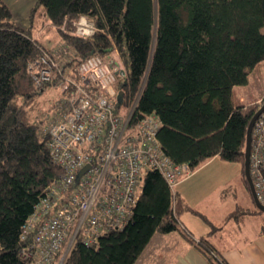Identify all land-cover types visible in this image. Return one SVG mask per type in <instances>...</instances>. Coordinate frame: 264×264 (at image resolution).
Listing matches in <instances>:
<instances>
[{
  "label": "trees",
  "instance_id": "obj_1",
  "mask_svg": "<svg viewBox=\"0 0 264 264\" xmlns=\"http://www.w3.org/2000/svg\"><path fill=\"white\" fill-rule=\"evenodd\" d=\"M80 17L94 26L87 38L74 34ZM45 23L74 51L72 65L92 56L109 62L116 77L114 112L135 101L130 125L156 119L164 157L191 172L212 158L236 163L248 187L246 132L264 97L242 104L233 89L246 85L264 63V0H35L27 29L16 26L0 0V264H29L20 254L31 242L30 235L20 239L23 227L63 174L44 134L45 117L62 94L52 83L35 87L28 69L47 50L32 33ZM49 88L58 94L38 110L36 96ZM186 209L158 171L146 170L126 224L104 233L96 245L77 237L61 264H135L155 233L171 232L182 234L210 264H227L205 238L195 243L180 227ZM249 216L264 238V213L255 205L236 207L224 221L241 223Z\"/></svg>",
  "mask_w": 264,
  "mask_h": 264
},
{
  "label": "built area",
  "instance_id": "obj_2",
  "mask_svg": "<svg viewBox=\"0 0 264 264\" xmlns=\"http://www.w3.org/2000/svg\"><path fill=\"white\" fill-rule=\"evenodd\" d=\"M73 25L77 36L94 33L85 17ZM73 54L60 43L53 51L40 50L28 66L35 87L52 83L62 94L45 117L44 134L52 160L63 170L23 227L20 239L30 235L31 242L20 254L29 264H52L66 242L62 256L77 237L91 246L104 233L121 229L138 201L146 170L158 171L172 195L191 174L186 165H176L160 152L156 119L129 124L135 101L114 112L116 77L109 62L92 56L72 65ZM249 174L255 197L264 206V110L251 131Z\"/></svg>",
  "mask_w": 264,
  "mask_h": 264
},
{
  "label": "crops",
  "instance_id": "obj_3",
  "mask_svg": "<svg viewBox=\"0 0 264 264\" xmlns=\"http://www.w3.org/2000/svg\"><path fill=\"white\" fill-rule=\"evenodd\" d=\"M2 1L8 7L5 2L6 0ZM34 3L35 0H33L32 6L34 5ZM32 6L30 7V9L32 8ZM8 9L10 10L9 7ZM10 12L13 16V12L11 10ZM19 12H21V10L17 9L16 13ZM29 13L27 15V21H25L22 25L16 22V26L22 29H27L29 26ZM40 29L41 28H39L33 33V37H35L37 40V36L40 34ZM58 41L59 39L56 40L54 44L55 46L58 45ZM214 159L216 158H212L211 160L206 161L196 170L191 172L188 177L183 178L179 181L176 187V192L188 207V209H186L179 215V222L184 227V229L188 233H190L191 237L194 240L205 238L217 250V252L219 253L218 257L224 260L227 264H264V238H262L258 234L259 224L257 223L256 225H253V219L250 216L247 217L244 222L241 223H236L233 221H224L225 217L238 206L243 207L245 209H252L254 207V202L251 193L242 179L241 168L238 164L232 163L237 165V167L234 165L232 167L235 168L234 173L241 177V181L243 182V196L246 202L245 204L234 203V208L231 211L225 212L224 210L221 216V222L218 223L217 226L211 223L210 219H208L206 215H204L199 209L196 208V206H194V200L196 199L191 196L193 190H190L189 188L184 186V184L189 179H191L197 172H200L199 176H201L205 170L211 171V168L208 169L207 165ZM206 175L207 173H205L204 176L201 177H205ZM215 175L218 174L216 172L211 171L205 177V180L214 178ZM227 176L230 177V173L224 172L223 177ZM229 183V180L221 182V186H223V188L222 191L218 193V197L216 199L217 201L211 199L213 197L205 195V198H210L208 203L209 205L213 206L216 211L220 210L218 204H220L222 202V198L225 197L223 195L224 192H227V190L231 189V184ZM200 195L201 196L195 198H198V200L203 199L204 195L202 196L201 193ZM221 224L222 226H218ZM214 228L220 229H216L215 231L211 232L212 229L214 230ZM246 228L253 230V232L251 233L250 231L246 230ZM156 234L161 233H155L152 236L150 242H152L155 236H157ZM163 235L172 236L169 246H159L160 241H158L155 245L156 249H150L147 248L149 246L148 244L141 253L138 260L135 262V264H149V260L150 264H210L203 256V254L179 232H171ZM145 252H147V254L149 255H152L150 259H146L145 257H143V254Z\"/></svg>",
  "mask_w": 264,
  "mask_h": 264
},
{
  "label": "rangeland",
  "instance_id": "obj_4",
  "mask_svg": "<svg viewBox=\"0 0 264 264\" xmlns=\"http://www.w3.org/2000/svg\"><path fill=\"white\" fill-rule=\"evenodd\" d=\"M5 2L10 8V10L13 12V19L15 24L17 22L18 24L22 25L25 21H27V15L29 13L30 7L33 4V0H6ZM17 9H20L21 12L16 13ZM62 27L63 26H61V28ZM39 28L41 29H40V34L37 36L38 42L44 48H49L47 50L53 51V48L56 47L54 44L56 40L59 39L57 34V28L51 26L48 23H45L42 26L34 27L32 29V33L37 31ZM64 29H66V25H64ZM261 31L264 32V27L261 29ZM60 43L61 40L57 42V44ZM234 93L237 96L239 102L242 104L259 102L264 97V63L254 68L248 77L247 84L244 86H236L234 89ZM57 94L58 93L54 89L49 88L44 90L41 94L37 95L36 100L38 103V110L39 109L42 110L48 107L49 104L55 99ZM233 165L237 167L236 164H232L230 162H224V161L221 162V160L216 158L212 162H210L207 165V167L208 169L211 168V171L216 172L218 175H215L214 178H210L209 180H205V177L211 171L205 170L201 175L204 176V174L207 173L205 177L199 176L200 172H197L191 179H189L184 184L185 187L189 188L190 190H193L191 196L194 199H196L194 200V206H196L197 209H199L204 215H206L207 218L210 219L211 223H213L215 226H217V224L221 222V218H222L221 216L224 210L225 212L231 211L234 208V203L245 204L246 202L243 196V182L241 181V177L236 173H234L235 168L232 167ZM224 172H229L230 177L229 176L223 177ZM225 180L230 181L229 184H231L230 186L231 189L227 190V192L226 191L224 192L223 195L225 197H223L222 202L218 204L220 210L216 211L214 207L209 205L208 203L210 198H205V195H209L213 197L211 199L216 200L218 197V193L222 191L223 188V186H221V182ZM200 193L202 194V196L203 195L204 196L203 199L198 200V198L195 197L201 196ZM234 197H235V201H234ZM256 224L257 222L254 221L253 219V225ZM218 226H222V224ZM180 227L183 229L184 232H186V234L189 235V233L184 229V227L181 224ZM246 230L250 231L251 233L253 232V230H250L248 228H246ZM156 235L157 236H155L152 242L149 243V246L147 248L156 249L155 245L156 242L158 241H160L159 246H169L172 236H166L163 235V233ZM197 241L198 240L193 239V242L197 243ZM151 256L152 255L147 254V252L143 254V257H145L146 259H150ZM149 264H150V260H149Z\"/></svg>",
  "mask_w": 264,
  "mask_h": 264
},
{
  "label": "water",
  "instance_id": "obj_5",
  "mask_svg": "<svg viewBox=\"0 0 264 264\" xmlns=\"http://www.w3.org/2000/svg\"><path fill=\"white\" fill-rule=\"evenodd\" d=\"M121 93H118V96H120ZM264 110V102L263 104L261 105V107L256 111V113L253 115V117L251 118L249 124H248V127H247V132H246V140H245V150H244V177H245V180L248 184V189L251 193V196H252V199H253V202H254V205L255 207L260 210L261 212L264 213V206H262L258 200L256 199L255 197V193H254V190H253V186H252V181H251V177H250V174H249V153H250V142H251V131H252V127H253V124L255 122V120L257 119V117L259 116V114ZM88 169V167H85L84 169H82L79 173V176L84 173L86 170ZM67 254V250L64 252L63 256H62V259L60 261L59 264L62 263V260L64 259V257L66 256Z\"/></svg>",
  "mask_w": 264,
  "mask_h": 264
}]
</instances>
